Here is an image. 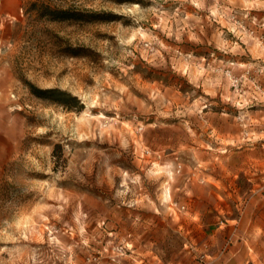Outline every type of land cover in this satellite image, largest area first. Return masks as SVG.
I'll use <instances>...</instances> for the list:
<instances>
[{
    "label": "rangeland",
    "instance_id": "374dc122",
    "mask_svg": "<svg viewBox=\"0 0 264 264\" xmlns=\"http://www.w3.org/2000/svg\"><path fill=\"white\" fill-rule=\"evenodd\" d=\"M208 185L264 196V0H0V264H206Z\"/></svg>",
    "mask_w": 264,
    "mask_h": 264
},
{
    "label": "crops",
    "instance_id": "0c3cea01",
    "mask_svg": "<svg viewBox=\"0 0 264 264\" xmlns=\"http://www.w3.org/2000/svg\"><path fill=\"white\" fill-rule=\"evenodd\" d=\"M207 189L208 222L200 224L208 230L202 236L201 251L208 258L206 264H264V196L260 189H237L234 196L222 186L208 185ZM247 193L241 215L229 216L230 206L240 207L244 198L241 194ZM195 251L180 250L176 254L183 253L184 260H163L162 264H198Z\"/></svg>",
    "mask_w": 264,
    "mask_h": 264
},
{
    "label": "trees",
    "instance_id": "16d2710c",
    "mask_svg": "<svg viewBox=\"0 0 264 264\" xmlns=\"http://www.w3.org/2000/svg\"><path fill=\"white\" fill-rule=\"evenodd\" d=\"M54 19L69 20V19H75V16H71V15L58 16V17L56 16V18ZM31 91L36 97L43 100H47L53 104L61 105L68 110L83 109V104L78 99V97L72 95L69 92L62 91L56 88L42 89L33 85L31 86Z\"/></svg>",
    "mask_w": 264,
    "mask_h": 264
}]
</instances>
